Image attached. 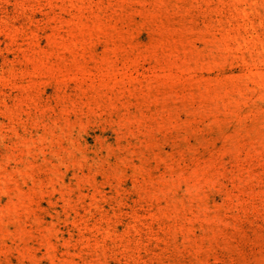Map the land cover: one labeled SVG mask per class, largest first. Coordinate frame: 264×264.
I'll return each mask as SVG.
<instances>
[{
  "label": "rangeland",
  "instance_id": "obj_1",
  "mask_svg": "<svg viewBox=\"0 0 264 264\" xmlns=\"http://www.w3.org/2000/svg\"><path fill=\"white\" fill-rule=\"evenodd\" d=\"M0 264H264V0H0Z\"/></svg>",
  "mask_w": 264,
  "mask_h": 264
}]
</instances>
